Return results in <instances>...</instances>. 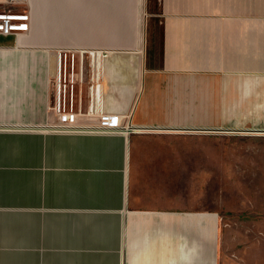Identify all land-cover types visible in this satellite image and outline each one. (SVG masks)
<instances>
[{
    "label": "crops",
    "instance_id": "1",
    "mask_svg": "<svg viewBox=\"0 0 264 264\" xmlns=\"http://www.w3.org/2000/svg\"><path fill=\"white\" fill-rule=\"evenodd\" d=\"M4 2L31 22L0 34V264H264L208 145L264 140V0ZM60 71L123 129L55 130Z\"/></svg>",
    "mask_w": 264,
    "mask_h": 264
},
{
    "label": "rangeland",
    "instance_id": "2",
    "mask_svg": "<svg viewBox=\"0 0 264 264\" xmlns=\"http://www.w3.org/2000/svg\"><path fill=\"white\" fill-rule=\"evenodd\" d=\"M199 145L204 148L203 150H206L208 145L214 147L216 200L232 205L246 202L248 205L246 207L248 210L246 223L248 236L249 233L253 231L258 233V230L261 229L264 250V140L251 137L245 140L216 141L213 144ZM188 159V157H184L183 161L187 162ZM197 161L199 165L206 162L202 159ZM250 205L252 206L250 207ZM250 210L257 211L255 213L256 223H252L250 220V214L253 212L249 213ZM259 215H262V221L258 219ZM230 224L233 226L232 233L237 235L239 230L237 220Z\"/></svg>",
    "mask_w": 264,
    "mask_h": 264
},
{
    "label": "built area",
    "instance_id": "3",
    "mask_svg": "<svg viewBox=\"0 0 264 264\" xmlns=\"http://www.w3.org/2000/svg\"><path fill=\"white\" fill-rule=\"evenodd\" d=\"M4 3V0H0V8ZM30 22L29 13L4 11L0 9V34L4 36L27 32L30 29ZM53 84L55 96L50 109L58 118V125L55 127V130L62 132L113 133L123 129L118 117L107 112L101 113L98 121L94 125H81L79 122V114L73 111L72 96H68L69 87L66 79L61 78V71L57 78H55Z\"/></svg>",
    "mask_w": 264,
    "mask_h": 264
}]
</instances>
